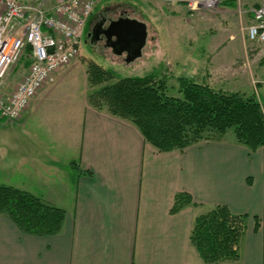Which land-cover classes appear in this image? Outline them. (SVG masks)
Listing matches in <instances>:
<instances>
[{"label": "crops", "instance_id": "obj_1", "mask_svg": "<svg viewBox=\"0 0 264 264\" xmlns=\"http://www.w3.org/2000/svg\"><path fill=\"white\" fill-rule=\"evenodd\" d=\"M50 84L19 119L0 117V183L65 218L56 233L33 234L0 214V264H209L190 235L220 204L246 214L247 227L239 258L218 264H264V145L250 151L227 136L161 152L132 122L90 105L87 90L42 109ZM181 192L192 202L172 211Z\"/></svg>", "mask_w": 264, "mask_h": 264}, {"label": "trees", "instance_id": "obj_2", "mask_svg": "<svg viewBox=\"0 0 264 264\" xmlns=\"http://www.w3.org/2000/svg\"><path fill=\"white\" fill-rule=\"evenodd\" d=\"M167 78L155 71L117 76L93 62L88 70L93 88L88 101L95 108L132 122L145 140L161 152L224 140L229 130L234 133V141L250 151L264 145V114L255 96L216 89L208 82L185 76L178 78V94H170ZM191 202L190 195L181 192L175 196L172 211ZM0 214L25 232L51 234L61 229L65 209L30 191L0 183ZM246 227V214L215 205L195 218L190 240L206 263L234 261L240 256V239Z\"/></svg>", "mask_w": 264, "mask_h": 264}, {"label": "rangeland", "instance_id": "obj_3", "mask_svg": "<svg viewBox=\"0 0 264 264\" xmlns=\"http://www.w3.org/2000/svg\"><path fill=\"white\" fill-rule=\"evenodd\" d=\"M226 1L216 8L191 11L178 0H97L95 12L108 8L114 18H137L146 23L148 36L142 53L128 62L126 52L116 54L112 46L82 40L79 55L54 74L50 86L57 84V88L45 99L42 109L66 106L61 102L66 93L81 98L87 90L88 97L93 90L88 70L95 62L117 76L152 71L165 74L170 94H178V78L184 76L208 82L216 89L240 91L255 96L264 114V44L250 41L246 29L252 18L250 8L264 0ZM53 2L48 0V5ZM21 65L8 78L9 86L23 70ZM38 123L42 124L40 118ZM228 136H234L232 130Z\"/></svg>", "mask_w": 264, "mask_h": 264}, {"label": "built area", "instance_id": "obj_4", "mask_svg": "<svg viewBox=\"0 0 264 264\" xmlns=\"http://www.w3.org/2000/svg\"><path fill=\"white\" fill-rule=\"evenodd\" d=\"M96 1L54 0L48 5V0H0L1 118L19 119L39 90L79 55ZM178 1L195 11L216 8L223 0ZM249 11L252 18L246 27L248 38L264 44V3ZM20 65L26 72L9 89L8 78Z\"/></svg>", "mask_w": 264, "mask_h": 264}, {"label": "water", "instance_id": "obj_5", "mask_svg": "<svg viewBox=\"0 0 264 264\" xmlns=\"http://www.w3.org/2000/svg\"><path fill=\"white\" fill-rule=\"evenodd\" d=\"M108 33L116 36L117 45H112L116 54L126 52L130 62L142 53L147 39L146 23L137 18L120 17L110 22Z\"/></svg>", "mask_w": 264, "mask_h": 264}, {"label": "flooded vegetation", "instance_id": "obj_6", "mask_svg": "<svg viewBox=\"0 0 264 264\" xmlns=\"http://www.w3.org/2000/svg\"><path fill=\"white\" fill-rule=\"evenodd\" d=\"M118 18H114L112 15L110 16V9L108 8L100 12L93 11L86 25L85 35H84L85 42L86 43L89 42L92 45H96V46L102 45L105 47L117 45V41H118L117 37L114 35L111 36L110 33H108V28L111 20Z\"/></svg>", "mask_w": 264, "mask_h": 264}]
</instances>
